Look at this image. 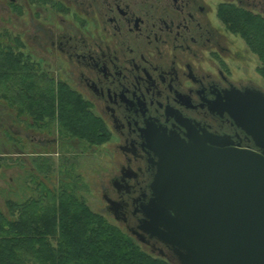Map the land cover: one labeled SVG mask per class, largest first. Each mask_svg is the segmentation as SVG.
Masks as SVG:
<instances>
[{
    "label": "flooded vegetation",
    "instance_id": "obj_1",
    "mask_svg": "<svg viewBox=\"0 0 264 264\" xmlns=\"http://www.w3.org/2000/svg\"><path fill=\"white\" fill-rule=\"evenodd\" d=\"M41 2H47V19L33 17L35 29L44 30L48 55L65 64L66 77L73 78L75 90L103 121L109 137L100 146L117 155L116 160L107 155L114 166L106 167L113 168L112 173L100 186L101 210L150 253L172 256L168 245L141 229L142 206L150 196L157 160L145 135L164 130L187 138L188 131H194L258 150L213 102L232 89L264 92L250 82L232 79L223 55L228 50L219 46V39L231 33L219 12L240 10L264 19V0ZM39 33L35 37L43 38ZM16 38L14 45L22 51L25 44ZM33 61L41 69L43 60ZM43 137L33 140L41 145L58 143Z\"/></svg>",
    "mask_w": 264,
    "mask_h": 264
},
{
    "label": "trees",
    "instance_id": "obj_2",
    "mask_svg": "<svg viewBox=\"0 0 264 264\" xmlns=\"http://www.w3.org/2000/svg\"><path fill=\"white\" fill-rule=\"evenodd\" d=\"M219 17L257 56L258 72L264 75V19L240 10L219 12ZM0 100L29 126L55 122L61 136L89 146L108 140L109 133L89 102L66 82L41 73L17 45L0 47ZM4 136L12 140V148L14 144L24 150L8 133ZM4 143L1 136L0 153ZM64 172L53 188L38 182L36 196L6 200V211L0 209V264H172L166 256L146 252L104 212L90 208L78 192V177L68 169Z\"/></svg>",
    "mask_w": 264,
    "mask_h": 264
},
{
    "label": "water",
    "instance_id": "obj_3",
    "mask_svg": "<svg viewBox=\"0 0 264 264\" xmlns=\"http://www.w3.org/2000/svg\"><path fill=\"white\" fill-rule=\"evenodd\" d=\"M213 103L258 150L194 131L146 134L157 160L141 229L176 264H264V92L232 89Z\"/></svg>",
    "mask_w": 264,
    "mask_h": 264
},
{
    "label": "rangeland",
    "instance_id": "obj_4",
    "mask_svg": "<svg viewBox=\"0 0 264 264\" xmlns=\"http://www.w3.org/2000/svg\"><path fill=\"white\" fill-rule=\"evenodd\" d=\"M9 1L0 0V47L11 46L14 48L16 36H19L25 44V49L21 47L25 55H29L31 61L38 58L41 59V62L43 60L42 65L40 64L41 73H46L55 81H65L75 90L73 78L66 77V73L63 72L62 67H66L65 64H60L58 57L51 58L48 55L50 50L44 38V30L39 29L43 34V38L40 39L38 36L40 33L35 29L36 21L33 17L39 18L41 22H45L47 19V2H41L43 0H14L13 3H10ZM35 34H38L37 37ZM219 46L228 50V52H223V55L226 57L225 60L233 80H244L264 90V75L258 72L261 63L238 35L227 33L225 37L219 39ZM92 111L96 114V111ZM14 113V110L7 106V102L0 100V137L2 136L7 143L6 145L4 143V150L0 153L5 158L0 167V209L6 211L5 202L8 199L23 201L31 196H36L38 182H43L50 188L57 186L61 180V173H65L64 170L68 169L71 175L75 174L78 177V192L81 193L90 208L103 213L100 186L106 185L108 176L112 173L113 168L109 170L106 167L114 166L113 163L109 165L107 156L110 153L113 156L112 159L116 160L117 155L113 149L106 148V145L89 146L66 134L61 136L58 131L59 126L55 122L44 127L29 126L14 117ZM27 119L29 118L27 117ZM4 131L14 141L22 144L24 150H20L14 144L15 149L12 148V144H10L12 140L6 138L7 134L4 136ZM19 134L23 138H20ZM36 136L38 138L44 136L49 140L56 139L58 143L51 144V141H46L44 145H41L33 140V137ZM0 149L2 148L0 147ZM66 160L71 162H66ZM106 218L109 222L125 230L113 219L107 216ZM126 232L129 234L128 231ZM131 237L142 249L150 252L134 236L131 235ZM152 255L158 256L154 253ZM172 264L176 263L172 262Z\"/></svg>",
    "mask_w": 264,
    "mask_h": 264
}]
</instances>
